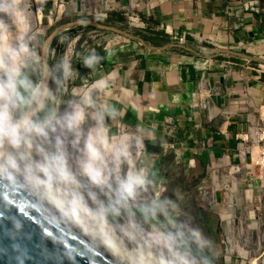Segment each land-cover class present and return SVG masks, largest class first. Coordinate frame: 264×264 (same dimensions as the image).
I'll use <instances>...</instances> for the list:
<instances>
[{
    "label": "crops",
    "instance_id": "crops-1",
    "mask_svg": "<svg viewBox=\"0 0 264 264\" xmlns=\"http://www.w3.org/2000/svg\"><path fill=\"white\" fill-rule=\"evenodd\" d=\"M55 1L35 3L50 12ZM109 1L133 9L127 0ZM136 10L151 21L139 34L146 42L183 43L193 51L147 49L112 36L79 64L91 101L121 129L139 133L146 170L204 171L215 201L229 198L225 183L249 189V154H240V137L264 104V65L218 50L264 58V0H153ZM154 176L161 188L160 174Z\"/></svg>",
    "mask_w": 264,
    "mask_h": 264
},
{
    "label": "clouds",
    "instance_id": "clouds-1",
    "mask_svg": "<svg viewBox=\"0 0 264 264\" xmlns=\"http://www.w3.org/2000/svg\"><path fill=\"white\" fill-rule=\"evenodd\" d=\"M15 10V0H0V13ZM25 51L0 50V183L30 193L50 219L78 229L114 264H213V242L179 218L175 202L140 198L151 181L123 140L87 112L88 93L62 112L48 106L47 89L21 71ZM89 117L95 124L85 129Z\"/></svg>",
    "mask_w": 264,
    "mask_h": 264
},
{
    "label": "rangeland",
    "instance_id": "rangeland-1",
    "mask_svg": "<svg viewBox=\"0 0 264 264\" xmlns=\"http://www.w3.org/2000/svg\"><path fill=\"white\" fill-rule=\"evenodd\" d=\"M104 1L56 0L54 9L48 12L40 9L35 0H15L16 10L13 16L0 13V49L8 43L9 46L16 48L22 45L26 51L21 71L35 84L39 82L41 76V45L58 25L75 19H89L139 35L142 34L141 31L146 30L147 24L151 23L141 14L142 12L134 8L124 12L110 5L111 8L106 10L103 6ZM28 11L32 12L34 25L27 23ZM116 35L105 29L78 25L65 29L52 40L50 49L48 48V62L49 60L52 62L48 92L53 99L47 101L48 106L62 112L70 102L81 100L85 90L90 86V79L83 75L85 68L80 70V62L84 61L87 64L91 55L100 53L108 39ZM87 93L90 94L89 91ZM87 112L101 117V122L108 129L110 137L121 140L123 132L132 137L139 134L132 126L124 123L126 130L121 129L119 121L101 114L93 102L87 107ZM94 124L95 120L89 117L82 127L86 129ZM137 143H133L132 148H138ZM138 151L133 166L143 168L151 181L146 185L145 191L140 193V198L142 200L152 197L167 198L175 202L181 213L179 218H190L191 223L198 226L213 242V264H250V261L255 259L256 264H264V188L259 187L258 193L253 191L255 187L237 188L243 194L244 191L252 192L250 200L243 204L230 205L228 197L224 201H215L212 188L206 186L204 182L207 175L204 171L170 172L167 169L154 173L145 168L146 147ZM69 152H72L70 147ZM128 167L127 162L122 163L121 172ZM154 174H160L161 188L154 185ZM212 205H216L217 209ZM224 212L232 215L229 226L222 217Z\"/></svg>",
    "mask_w": 264,
    "mask_h": 264
},
{
    "label": "water",
    "instance_id": "water-1",
    "mask_svg": "<svg viewBox=\"0 0 264 264\" xmlns=\"http://www.w3.org/2000/svg\"><path fill=\"white\" fill-rule=\"evenodd\" d=\"M78 25L111 31L134 40L147 49L162 50L176 46L193 51L183 43L152 45L138 34L99 21L75 19L64 22L47 35L40 49L41 76L38 83L47 91L51 73L48 62L49 45L62 31ZM218 52L246 57L264 65L262 57L223 49ZM49 217L50 214L34 201L30 193L19 187L0 183V264H114V257L107 250L90 246L91 241L78 229Z\"/></svg>",
    "mask_w": 264,
    "mask_h": 264
},
{
    "label": "built area",
    "instance_id": "built-area-1",
    "mask_svg": "<svg viewBox=\"0 0 264 264\" xmlns=\"http://www.w3.org/2000/svg\"><path fill=\"white\" fill-rule=\"evenodd\" d=\"M153 0H127V4L131 8L143 9L146 4L148 5ZM115 7L110 1L105 8L110 9L111 6ZM121 8V9H120ZM120 10H125L126 5L120 6ZM240 145L242 149L240 154H244L247 150L249 160L247 162L248 171L251 174V187L264 188V104L258 107L257 121L248 126L247 131L243 137H240Z\"/></svg>",
    "mask_w": 264,
    "mask_h": 264
},
{
    "label": "bare ground",
    "instance_id": "bare-ground-1",
    "mask_svg": "<svg viewBox=\"0 0 264 264\" xmlns=\"http://www.w3.org/2000/svg\"><path fill=\"white\" fill-rule=\"evenodd\" d=\"M108 2H109V0H105L104 1V3H103L104 4L103 5L104 8H106L108 6ZM26 5H28V4H26ZM24 14H25V12H24ZM26 15L28 16V18H27L28 19L27 20L28 25H34L33 24V15H32V12L31 11H28V12H26ZM24 27H25V25H24ZM6 46H9V43L7 45H5L4 47H6ZM4 47H1V48H4ZM0 50H2V49H0ZM91 89L92 88H90L89 90H91ZM89 90L87 89V90H85V92H87ZM120 139L123 140V142L127 145V151L129 153V160L131 161L132 165H134L133 163H134L135 157L138 154V152H139L138 150L140 148L139 147L138 148H136V147L132 148V145H133V143H135L136 141H138L137 140L138 138L136 139V136L132 137L130 134L124 132V133H122ZM224 185H225L224 187L229 192V198H228L229 201L228 202H229L230 205L231 204H236V205L243 204L244 202H247L248 200H250V198L252 197V192L251 191H247V193H245L246 191H244V194H243V193H240L233 184L230 185V184H226L225 183ZM258 190H259V188L258 187H255V189L253 191L255 193H258ZM234 199H235V201H234ZM211 204H213V203H211ZM212 206H213L214 209H217V206L216 205H212ZM222 217L225 219L226 225L229 226L232 215L230 213H228V212H224V213H222ZM249 225H251V224H249ZM250 264H256V259L255 260H251L250 261Z\"/></svg>",
    "mask_w": 264,
    "mask_h": 264
},
{
    "label": "trees",
    "instance_id": "trees-1",
    "mask_svg": "<svg viewBox=\"0 0 264 264\" xmlns=\"http://www.w3.org/2000/svg\"><path fill=\"white\" fill-rule=\"evenodd\" d=\"M142 36V38L144 39V37H143V35H141ZM51 46V45H50ZM50 46H49V49H50ZM49 49H48V51H49ZM49 65H50V67L52 66V62L49 60Z\"/></svg>",
    "mask_w": 264,
    "mask_h": 264
}]
</instances>
